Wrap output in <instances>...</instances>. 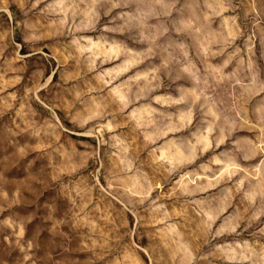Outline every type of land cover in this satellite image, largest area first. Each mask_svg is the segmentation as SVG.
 Here are the masks:
<instances>
[{"label": "rangeland", "instance_id": "rangeland-1", "mask_svg": "<svg viewBox=\"0 0 264 264\" xmlns=\"http://www.w3.org/2000/svg\"><path fill=\"white\" fill-rule=\"evenodd\" d=\"M0 264H264V0H0Z\"/></svg>", "mask_w": 264, "mask_h": 264}]
</instances>
